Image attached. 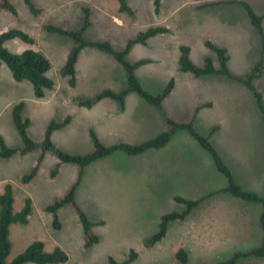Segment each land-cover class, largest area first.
<instances>
[{"label": "rangeland", "instance_id": "rangeland-1", "mask_svg": "<svg viewBox=\"0 0 264 264\" xmlns=\"http://www.w3.org/2000/svg\"><path fill=\"white\" fill-rule=\"evenodd\" d=\"M8 1L16 15L0 10V32L22 30L34 44L15 39L5 42L4 47L14 54L31 48L45 56L50 63L47 77L54 89L38 101L27 81L15 82L8 68L0 66V138L7 148L17 150L11 158L0 159V194L7 183L12 184L15 214L21 211L25 198L32 201L28 223H14L9 228L11 250L5 264L34 241L42 242L47 253L61 248L67 255L62 264H109V258L123 262L131 251L137 258L129 264H178L175 255L180 249L186 251L188 264H217L259 244L261 206L222 193L227 186L225 176L216 170L212 156L183 130L157 150L136 156L115 152L85 167L75 190V205H65L58 211L61 229L54 230L52 215L45 207L67 194L80 169L60 163L48 153L37 176L22 184L21 176L29 173L40 151L20 153L23 144L12 121V109L23 103L21 115L29 120L27 134L34 142L42 141L49 123H62L69 116L71 122L53 132L52 142L71 155L93 150L90 130L104 147L136 146L168 130L163 113L178 124L191 122L197 133L209 138L241 189L262 197L264 123L254 95L241 82L224 76L195 77L181 72L178 60L179 48L186 46L193 65L202 67L205 59L211 58L214 68L219 69L216 54L204 45L209 41L227 51L231 75L246 79L260 57L262 37L238 3H247L262 16L264 35V0H160L157 14L153 0H126L133 16L119 12L116 0H30L40 9L38 15H33L23 0ZM216 3L223 4L213 5ZM84 10L89 21L84 39L108 42L118 52L150 27L168 29L143 44H132L125 57L130 64L142 63L134 75L154 96L161 95L174 80L173 90L162 102L163 112L134 93L125 96L123 113L117 111L120 104L111 99L97 102L90 109L77 104V98H91L103 90L120 93L126 87L123 68L110 55L92 48H85L78 56L74 88L61 75L74 43L43 27L78 30L85 20ZM253 85L264 104V70ZM216 126L219 129L212 133ZM57 164L58 170L51 177ZM177 198L206 199L183 221L170 222L161 242L144 247L143 242L158 231L163 215L186 209ZM75 206L94 223L92 232L99 241L90 248H85ZM237 264H264V259L247 258Z\"/></svg>", "mask_w": 264, "mask_h": 264}, {"label": "trees", "instance_id": "trees-1", "mask_svg": "<svg viewBox=\"0 0 264 264\" xmlns=\"http://www.w3.org/2000/svg\"><path fill=\"white\" fill-rule=\"evenodd\" d=\"M119 4V12L125 13L129 16H133V11L128 5L126 0H116ZM25 6L33 15H38L41 11L34 7L30 0H23ZM223 3H216L218 5ZM250 21L253 28L257 29L262 37V50L260 57L255 62L249 75L246 79H237L229 72L227 63L229 57L227 51L223 48L217 47L209 41L204 43L205 47L210 49L216 54L220 63L219 69H215L211 58H206L202 67L193 65L189 59V48L181 46L179 48L180 56L178 60L179 68L181 72L191 73L195 77L219 75L228 79L241 82L245 87L254 95L257 106L261 113L262 121L264 123V104L262 102V96L253 85V81L258 79L264 70V35L261 27L262 16L257 15L251 7L244 2H239ZM154 11L157 14L160 9V0H153ZM210 6V5H208ZM0 10L9 12L16 15L15 8L9 3L8 0H0ZM85 12V20L83 26L78 30H65L52 25H45L44 31L50 34H56L58 36H64L71 39L74 43L73 48L68 52L65 63L61 69V75L68 78V84L70 88L76 86V63L80 52L85 48H92L110 55L113 59L123 68L126 76V87L120 93H115L111 90H103L91 98H77V104L80 107L90 109L97 102L103 99L115 100L120 104V108L124 109V98L129 93H134L138 97L142 98L147 104L162 110V102L168 96V94L174 88V80L171 79L167 84L165 90L161 95H152L144 90L134 75V70L142 63L130 64L126 61L125 57L130 49V46L134 43H145V40L155 35L166 34L168 29L163 26L150 27L145 32L140 33L135 40L129 41L125 49L121 52L113 50L108 42H90L86 41L83 37L85 29L89 26L87 10ZM20 40L22 43L29 46L34 44V40L27 33L19 29H8L0 32V66L4 64L10 71L13 80L15 82L27 81L31 85L33 97L36 100H44L48 93L54 89V83L47 77V72L50 70V63L40 52H37L31 48L24 50L20 54L10 53L5 47L4 43L9 40ZM23 109V103H17L12 109V121L18 132V135L23 144V148L20 150L22 155L30 153L35 150L40 151V156L37 158L35 164L31 167L28 174L21 176L20 182L22 184L30 183L38 174L40 166L42 164L44 155L47 153L54 154L60 163H67L77 166L80 169L77 181L72 185L67 194L58 200L53 201L51 204L45 207V211L52 215V228L54 230L61 229V223L58 219V211L68 204H74V195L77 185L80 182L82 170L93 162L102 158L108 157L115 152H121L127 156H136L142 154L148 150H157L164 147L172 138V136L179 130L187 132V134L206 152H208L215 163L216 170L225 176L227 180V186L222 190V193H227L233 198L239 199L247 204H256L261 206V211L258 216V227L261 231V239L259 244L247 251L237 252L229 260L220 262L217 264H237L239 260L247 258L264 259V195L259 197L253 192H247L241 189V187L235 182L230 170L222 163L221 159L217 155L216 151L209 142V138L197 133L192 123L178 124L165 117L163 118L168 126L166 132L161 133L155 138L146 141L142 144L132 146L128 144H119L112 147H104L98 140L95 133L90 130L89 135L92 140L93 150L90 153L84 155H71L57 149L52 142V134L54 131L63 128L69 124L71 118L66 117L62 123L51 122L48 124L44 136L41 142L32 141L28 134L27 128L29 126V120L23 118L21 115ZM17 150L7 148L2 139L0 138V159L11 158ZM59 164H57L51 171L50 176L54 177ZM212 196V195H210ZM208 196V197H210ZM206 197V198H208ZM197 201L184 200L177 198L176 200L185 206V210L182 212H171L161 217L158 231L150 238L143 242V246L146 248H152L157 243L161 242L167 234L168 224L174 221H183L192 210L196 209L204 199ZM14 202V189L12 184L7 183L4 187L3 193L0 194V264H5V260L8 257L11 250V243L9 240V228L11 224L18 223L26 225L28 218L32 214V201L29 197L24 199V204L20 212L13 213ZM76 212L79 217V222L82 226L85 240V248H90L98 243V237L92 232L94 223L90 222L85 214L75 206ZM137 258L136 253L130 252L127 260L123 262H117L113 258H109V264H129ZM175 259L178 264H188L187 253L184 249H180ZM67 261L66 253L59 247L54 248L50 253L44 251V245L40 241H34L28 247L19 254L10 264H62Z\"/></svg>", "mask_w": 264, "mask_h": 264}, {"label": "crops", "instance_id": "crops-1", "mask_svg": "<svg viewBox=\"0 0 264 264\" xmlns=\"http://www.w3.org/2000/svg\"><path fill=\"white\" fill-rule=\"evenodd\" d=\"M134 13V12H133ZM114 19V21H116V23H118L119 25H122V23L119 21V20H117L116 18H113ZM85 32V31H84ZM24 47L23 46H21V49H23ZM27 49H29V48H27ZM84 50V49H83ZM83 50L80 52V54H82V52H83ZM23 52V51H22ZM80 54H79V56H80ZM242 84V83H241ZM48 100V99H47ZM104 100V99H103ZM38 101H43V100H38ZM48 101H50V100H48ZM102 101V100H101ZM101 101H99V102H101ZM60 104H63V102H61ZM64 105H66V104H64ZM125 110V108L122 110H117V111H120L121 113H123V111ZM71 122V121H70ZM219 129V127L218 126H216V127H214V129L212 130V133H213V131H216V130H218ZM48 154V153H47ZM46 155V154H45ZM45 155H44V157H45ZM43 160H44V158H43ZM41 167V166H40ZM40 170V169H39ZM38 173H39V171H38Z\"/></svg>", "mask_w": 264, "mask_h": 264}]
</instances>
